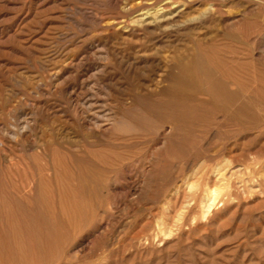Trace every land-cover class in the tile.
I'll use <instances>...</instances> for the list:
<instances>
[{"label":"rangeland","instance_id":"374dc122","mask_svg":"<svg viewBox=\"0 0 264 264\" xmlns=\"http://www.w3.org/2000/svg\"><path fill=\"white\" fill-rule=\"evenodd\" d=\"M0 264H264V0H0Z\"/></svg>","mask_w":264,"mask_h":264},{"label":"bare ground","instance_id":"6f19581e","mask_svg":"<svg viewBox=\"0 0 264 264\" xmlns=\"http://www.w3.org/2000/svg\"><path fill=\"white\" fill-rule=\"evenodd\" d=\"M177 6V5H176ZM167 18V17H166ZM162 19H164V18H162ZM134 20V19H133ZM125 29V28H124ZM213 203V202H212Z\"/></svg>","mask_w":264,"mask_h":264}]
</instances>
